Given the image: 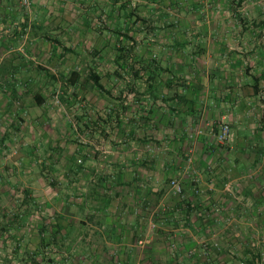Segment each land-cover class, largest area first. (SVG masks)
Wrapping results in <instances>:
<instances>
[{
	"label": "crops",
	"instance_id": "obj_1",
	"mask_svg": "<svg viewBox=\"0 0 264 264\" xmlns=\"http://www.w3.org/2000/svg\"><path fill=\"white\" fill-rule=\"evenodd\" d=\"M30 1L0 0V170L56 172L0 176V264H264V0Z\"/></svg>",
	"mask_w": 264,
	"mask_h": 264
},
{
	"label": "rangeland",
	"instance_id": "obj_2",
	"mask_svg": "<svg viewBox=\"0 0 264 264\" xmlns=\"http://www.w3.org/2000/svg\"><path fill=\"white\" fill-rule=\"evenodd\" d=\"M20 1L22 3V0H20ZM31 8H32V5H31ZM92 55L94 56L95 54L92 53ZM114 57H115L114 53H108L107 56H106V60H113ZM130 71H134V70H130ZM131 73L132 72H130L129 75ZM162 73H166V69L161 70L159 75H162ZM126 76H127V74H126ZM58 88L59 89H58V92L56 94L55 102L57 103V106H60V108L61 107L65 108L66 100L63 101V99H65V98L63 97V99H62L61 97H62V94H64V92L69 89L68 85L65 83V81H62L59 84ZM8 135H10V134H8ZM21 141H22V139L21 140L20 139L17 140V138H15L12 141L10 140L8 142V146L9 147L7 146V149L5 150V154H6L5 156H7L9 158L10 157H19L20 151H21V148H22L21 147L22 144H20ZM22 157L23 156L20 155V158H22ZM3 169H4L3 171H2V169L0 170V176H2V174L6 173L7 176H9L8 178H12L13 179L12 182H14L16 175H19L21 178H23L24 175L25 176L31 175L32 178L35 175H37V177H38V175H43V176H45L47 178H51L52 174H54L56 172V171L54 172L53 170H50V166L49 165H47L46 167L41 168V166L39 164H37V165H33V164L22 165V164L15 163V165L14 164L5 165V166H3ZM63 169H64V165H59V167L57 168V172L62 174L63 171H65ZM10 176H12V177H10ZM1 179L2 178L0 177V186L3 185V182H4V180L3 179L1 180ZM60 182H61V180H57L56 181V179L53 178V181L50 182L48 180L45 183H47V184H49L50 186H53V187L54 186L55 187H59V186H61ZM17 188H22V186L21 187H17ZM20 199L21 198H18V197H12L11 199L0 197V209H2L3 208L2 206L6 205V203H8L9 201H10V204H11L12 201L14 202V201L20 200ZM1 218H2V213H0V226H1V223H2Z\"/></svg>",
	"mask_w": 264,
	"mask_h": 264
},
{
	"label": "built area",
	"instance_id": "obj_3",
	"mask_svg": "<svg viewBox=\"0 0 264 264\" xmlns=\"http://www.w3.org/2000/svg\"><path fill=\"white\" fill-rule=\"evenodd\" d=\"M22 5L27 9V10H31V1L30 0H22ZM230 136H231V129H230V125L228 122L223 121L220 124V128L218 133L216 134V140L218 143L220 144H227L230 140ZM181 188L178 187V190H180Z\"/></svg>",
	"mask_w": 264,
	"mask_h": 264
}]
</instances>
